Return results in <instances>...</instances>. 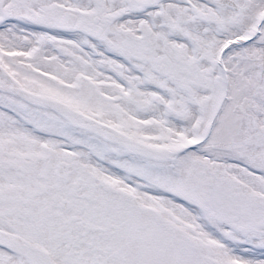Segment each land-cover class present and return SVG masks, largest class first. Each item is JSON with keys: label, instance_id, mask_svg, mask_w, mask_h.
<instances>
[{"label": "snow or ice", "instance_id": "1", "mask_svg": "<svg viewBox=\"0 0 264 264\" xmlns=\"http://www.w3.org/2000/svg\"><path fill=\"white\" fill-rule=\"evenodd\" d=\"M0 264H264V0H0Z\"/></svg>", "mask_w": 264, "mask_h": 264}]
</instances>
